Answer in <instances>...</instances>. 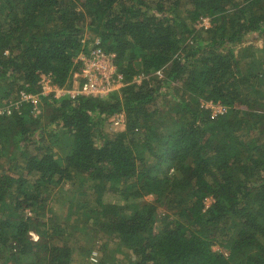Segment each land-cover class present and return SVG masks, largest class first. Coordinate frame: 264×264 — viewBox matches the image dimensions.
<instances>
[{
    "label": "trees",
    "instance_id": "16d2710c",
    "mask_svg": "<svg viewBox=\"0 0 264 264\" xmlns=\"http://www.w3.org/2000/svg\"><path fill=\"white\" fill-rule=\"evenodd\" d=\"M97 46L120 89L41 94ZM5 106L0 264H264V0H0Z\"/></svg>",
    "mask_w": 264,
    "mask_h": 264
},
{
    "label": "built area",
    "instance_id": "2783aa9c",
    "mask_svg": "<svg viewBox=\"0 0 264 264\" xmlns=\"http://www.w3.org/2000/svg\"><path fill=\"white\" fill-rule=\"evenodd\" d=\"M209 26L210 22L207 17L203 18L198 24V27L207 28ZM78 58L81 59L83 64L80 72L74 74L72 87H59L51 81L49 76H43L41 79L43 82L41 94L47 95L53 92L56 98L68 95L72 99L77 98L79 95L104 96L120 89L125 84L123 74L117 70L114 64V54L106 53L97 46L87 54H79ZM156 74L161 75V72L156 71ZM20 96L25 100L32 101L35 105L39 101L38 94L21 91ZM206 107L210 108L213 114L224 111V108L219 104L212 105L209 103L208 105L206 104ZM11 111L12 108L10 106H5V108H0V115L10 114ZM120 121H123V115L116 118L115 124ZM97 258V251H93L91 260L97 262Z\"/></svg>",
    "mask_w": 264,
    "mask_h": 264
},
{
    "label": "rangeland",
    "instance_id": "374dc122",
    "mask_svg": "<svg viewBox=\"0 0 264 264\" xmlns=\"http://www.w3.org/2000/svg\"><path fill=\"white\" fill-rule=\"evenodd\" d=\"M256 46H258V48H261L262 47V43H261V41H260V39L259 40H257V43L255 44ZM206 104L208 105L209 104V102L207 103L206 102ZM206 104H204L205 106H206ZM35 110H36V112H40V108L39 107H36L35 108ZM215 110H217V109H215ZM214 110V111H215ZM213 114V113H212ZM118 128V127H117ZM65 192V191H64ZM66 193V192H65ZM63 197H65V194H61V195H59V198L61 199V201H60V199L57 201V203L59 202V204H55L54 206H53V211H54V213H55V219H61V217L62 216H64V214H65V212H67V210H66V208H65V199L63 198ZM148 199H150L151 200V196H148L147 197ZM210 199H208L207 200V204H209L210 202ZM62 208V209H61ZM87 230H92V227L90 226ZM86 233V232H85ZM82 235H84V234H82ZM32 236H33V238H36V235L35 234H32ZM79 236H81V235H79ZM100 238V237H99ZM99 238H95V239H91L92 240V242H93V245H92V247L93 248H97V246H100V248H101V250H103L102 249V246L101 245H103L104 246V248L107 250V248H109V249H113V256H114V254L117 252V251H115L116 250V246L113 244V241L112 240H109V239H106L105 238V240H103V241H101V240H99ZM82 242H84L83 240H81ZM99 243H101L100 245H99ZM217 247H214V249H216ZM95 250V249H94ZM123 257H122V255L120 254V253H116L115 254V256H114V260H116V262L118 263V264H120L119 262H121L123 259H122ZM98 259V258H97ZM90 261L94 264L95 262H93L92 260H91V257H90Z\"/></svg>",
    "mask_w": 264,
    "mask_h": 264
}]
</instances>
